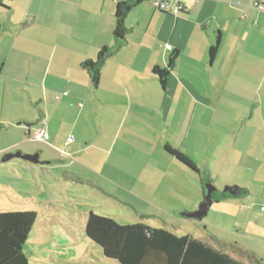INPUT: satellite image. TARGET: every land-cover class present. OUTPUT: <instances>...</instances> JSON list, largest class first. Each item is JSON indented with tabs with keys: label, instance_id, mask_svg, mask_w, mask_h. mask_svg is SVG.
<instances>
[{
	"label": "crops",
	"instance_id": "obj_1",
	"mask_svg": "<svg viewBox=\"0 0 264 264\" xmlns=\"http://www.w3.org/2000/svg\"><path fill=\"white\" fill-rule=\"evenodd\" d=\"M122 1L0 7L8 14L0 15V75L3 90L11 89L0 122L9 134L3 153H39L38 165L91 185L106 197L101 203L178 227L189 224L182 213L199 208L204 189L170 145L219 191H242L214 202L215 223H204L201 237L264 260V10L256 5L264 0H143L128 13L116 48ZM156 1L184 10L174 15ZM105 46L115 49L95 84L84 62L96 61ZM173 52L176 65L163 86L154 70L166 68ZM42 119L47 143L31 139Z\"/></svg>",
	"mask_w": 264,
	"mask_h": 264
},
{
	"label": "trees",
	"instance_id": "obj_2",
	"mask_svg": "<svg viewBox=\"0 0 264 264\" xmlns=\"http://www.w3.org/2000/svg\"><path fill=\"white\" fill-rule=\"evenodd\" d=\"M12 1L0 0V7L9 10L8 3ZM142 1L128 0L117 3L115 14L117 27L114 33L117 40L116 48L125 41L128 32L126 26L128 13ZM218 48L219 43L211 47L212 59L215 58ZM114 49L105 46L96 61L84 62L95 84L99 82L102 65ZM177 58V52H173L166 68H155L154 71L163 86L166 85ZM165 148L197 174L202 189L206 181L213 184L209 177H204L198 166L186 154L170 145H166ZM220 195L229 196L228 193L215 192L213 197L217 198ZM37 219L38 213L35 210L0 211V264H29L24 246ZM85 231L87 237L101 247L106 258L116 259L121 264H264V260L236 243L219 240L210 235L196 237L191 232L179 233L177 227L157 226L147 218L135 216L132 222L121 223L110 215L98 214L91 210L87 216Z\"/></svg>",
	"mask_w": 264,
	"mask_h": 264
},
{
	"label": "rangeland",
	"instance_id": "obj_3",
	"mask_svg": "<svg viewBox=\"0 0 264 264\" xmlns=\"http://www.w3.org/2000/svg\"><path fill=\"white\" fill-rule=\"evenodd\" d=\"M2 66L1 58L0 69ZM5 80L0 75V122L9 111L11 99V89L3 90ZM8 135L5 129L0 130V211H37L38 219L24 246L29 264H121L116 259L106 258L101 247L87 237L86 220L93 210L121 223H130L135 220L132 210L119 204L101 203L106 200L101 192L77 180L73 184L72 178L66 179L60 169L52 170L19 157L3 161L2 149L8 144ZM215 205L212 204L201 221L186 220L187 226L177 223L178 232L189 231L201 237L206 233L204 223H215ZM153 220L150 222L161 225Z\"/></svg>",
	"mask_w": 264,
	"mask_h": 264
},
{
	"label": "water",
	"instance_id": "obj_4",
	"mask_svg": "<svg viewBox=\"0 0 264 264\" xmlns=\"http://www.w3.org/2000/svg\"><path fill=\"white\" fill-rule=\"evenodd\" d=\"M14 157H20L23 158L25 160H28L32 163H41L40 161V154L39 153H22L21 151L18 152H14V153H7L4 157H3V161H8ZM204 190H205V195H204V199L201 202L199 208L196 211L193 212H185L182 213V215L188 217V218H192V219H203L209 212L210 207L212 206V204L216 201H219L221 199H225V198H232V197H239L241 195V189L237 186H227L225 187V189L223 191H219L217 189V187L210 183V182H204ZM215 192H224V193H228L229 196L227 197H222L221 195L217 198L213 197V194Z\"/></svg>",
	"mask_w": 264,
	"mask_h": 264
},
{
	"label": "built area",
	"instance_id": "obj_5",
	"mask_svg": "<svg viewBox=\"0 0 264 264\" xmlns=\"http://www.w3.org/2000/svg\"><path fill=\"white\" fill-rule=\"evenodd\" d=\"M155 5L163 11L172 13L174 15H178L181 13L184 8L182 5L172 6L169 2H159L156 1ZM259 9L264 10V5L256 4ZM31 139L37 142L47 143L49 139V133L47 130V121L42 119L38 126L35 128L34 132L32 133Z\"/></svg>",
	"mask_w": 264,
	"mask_h": 264
}]
</instances>
